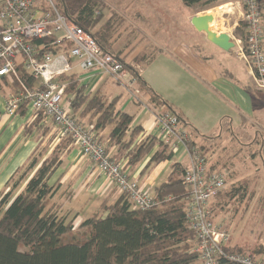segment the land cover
Listing matches in <instances>:
<instances>
[{"label":"trees","instance_id":"trees-1","mask_svg":"<svg viewBox=\"0 0 264 264\" xmlns=\"http://www.w3.org/2000/svg\"><path fill=\"white\" fill-rule=\"evenodd\" d=\"M53 1L62 14L89 32L103 51L123 63L139 89L148 90L151 105L163 106L164 111L176 114L165 99L147 87L138 70L125 61L126 55L111 51L114 31L110 20L94 30L102 18L97 0ZM181 1L188 7L201 5L204 8L220 0ZM258 2L264 13V0ZM235 34L245 40L242 20L237 23ZM43 41L33 40L36 44ZM56 50L52 49L53 52ZM17 72L20 79L31 87L32 77L21 68ZM77 76L74 72L59 76L66 81L64 96L69 113L104 145L107 153L111 147L115 148L116 155H110L111 159L119 161L126 171L127 167L135 166L148 155L154 144H158V148L149 155L148 163L171 161V170L165 180L153 187L154 205L150 208H134L127 195L119 193L112 202H101L102 213H93L79 222L77 226L86 228L81 239L72 237L64 240L76 228L75 218L66 221L49 206L58 187L57 182L50 183L49 180L61 166L62 155L72 142L63 137L50 152L44 154L38 151V144L26 163L11 175L8 190L0 193V264H200L198 254L185 243L188 237H193L184 211L188 188L182 175L186 165L173 160L172 151L159 136L147 135L140 139L141 127L131 125L133 114L116 107L117 97L108 98L99 91H85ZM23 109L24 106H21L18 112ZM176 115L182 123V118ZM33 117L34 124L41 122V114L33 113ZM107 127L109 132L103 143L99 133ZM46 129L43 128L42 132ZM188 143L203 155V145H198L193 139H189ZM245 186L231 187L228 195L238 194L243 199ZM210 205L214 213L223 207V203L216 200ZM225 250L248 255L252 259L264 254V249L247 253L238 245H228ZM220 263L235 264L225 259H221Z\"/></svg>","mask_w":264,"mask_h":264},{"label":"crops","instance_id":"crops-1","mask_svg":"<svg viewBox=\"0 0 264 264\" xmlns=\"http://www.w3.org/2000/svg\"><path fill=\"white\" fill-rule=\"evenodd\" d=\"M201 14L203 11L193 15ZM188 26L193 30L188 44L175 39L171 50L145 41L132 45L128 54H121L126 55L127 63L131 64L134 60L143 63L139 76L182 118L181 132L188 133L197 144L205 146L213 140L247 138L252 142L259 138L263 144L264 92L256 88L250 66L237 56L235 47L224 51L209 42L204 33L196 31L190 21ZM184 34V30L180 31V35ZM205 48L211 53L229 52L233 60L225 59L223 64L219 63V70H212L199 57ZM210 56L213 57V54ZM73 72L82 79L85 91H99L108 98L117 97L116 107L133 114L131 125L141 127L140 139L147 135L158 136L154 114L163 110V106L150 104L148 90L135 86L138 92L133 97L123 82L96 72L83 73L77 68ZM11 88L0 82V111ZM33 119L32 109L24 106L22 112L13 116L4 115L0 120V193L8 190L11 175L26 163L40 142L49 143L50 152L61 140L57 138L50 120L34 124ZM43 128H47L44 133ZM108 132L109 127L99 133L103 143ZM157 148L158 144H154L148 155L135 166L126 168L128 175L150 194L171 170V161L148 163L149 155ZM258 150L262 155L261 147ZM109 154L116 155L114 147L109 149ZM173 160L188 164L189 157L181 145L173 153ZM49 182H57L58 185L49 206L66 221L75 218L79 222L88 217L86 215L102 213L101 202H112L119 194L116 186L73 143L68 144L62 155V164Z\"/></svg>","mask_w":264,"mask_h":264},{"label":"built area","instance_id":"built-area-1","mask_svg":"<svg viewBox=\"0 0 264 264\" xmlns=\"http://www.w3.org/2000/svg\"><path fill=\"white\" fill-rule=\"evenodd\" d=\"M239 6L246 36L245 40L232 39L236 54L248 63L256 88L264 92V13L258 0H240ZM39 39L44 41L33 42ZM18 68L32 77L31 87L20 79ZM75 68L123 82L136 97V80L123 63L103 51L89 32L59 11L53 0H0V82L12 87L5 97L0 120L4 115H15L21 106L30 107L33 113L41 114V123H53L58 139L69 138L119 193L127 195L132 207L150 208L154 205L152 195L128 175L119 161L111 159L92 133L71 117L64 96L66 81L59 76ZM77 79L82 81L79 75ZM154 117L160 139L174 151L181 145L189 157L182 175L188 188L184 211L200 264H221V259L235 264H264V257L252 259L227 252L230 235L211 220L209 201L225 188L226 171L209 169L205 157L195 146H189L187 133L181 132L176 114L159 110Z\"/></svg>","mask_w":264,"mask_h":264},{"label":"rangeland","instance_id":"rangeland-1","mask_svg":"<svg viewBox=\"0 0 264 264\" xmlns=\"http://www.w3.org/2000/svg\"><path fill=\"white\" fill-rule=\"evenodd\" d=\"M97 2L98 12L102 18L94 30L109 19L114 31L111 51L120 54L128 53L132 45L145 41L150 45L158 43L171 50L173 49L171 43L175 39L188 44L193 31L188 26L189 19L191 15L200 11L213 15L212 30L228 33L232 39L238 38L235 32L237 23L241 21L240 0H220L204 8L201 5L188 7L181 0H97ZM182 30L185 31L184 35H180ZM262 43L264 47V29ZM199 57L212 70H219L221 68L219 63L223 64L225 59L233 60L229 52L211 53L206 48L201 51ZM130 65L139 71L143 63L134 60ZM114 86L118 87L117 84ZM187 136L188 139H192L188 133ZM235 140H213L205 145L202 151L209 169L226 171L225 188L209 201L211 220L228 231L229 245L241 246L248 253L254 249H264V139L263 144L259 138L253 142L250 138ZM168 146L172 153L176 151ZM38 147V151L44 154L49 149V143L40 142ZM258 147H261L262 155ZM240 185H246L243 199H240L238 194L230 197L228 193L230 194L231 187ZM214 200L223 203V207L216 213L210 209V204ZM79 222H74L76 228L71 230L64 240L72 237L78 240L85 235L86 228L77 226ZM193 238L194 235L185 240L192 251ZM263 257L264 254L258 255L255 259Z\"/></svg>","mask_w":264,"mask_h":264},{"label":"water","instance_id":"water-1","mask_svg":"<svg viewBox=\"0 0 264 264\" xmlns=\"http://www.w3.org/2000/svg\"><path fill=\"white\" fill-rule=\"evenodd\" d=\"M189 21L196 31L204 33L206 39L220 49L229 51L234 47L232 37L228 33L212 30L214 22L212 14L192 15Z\"/></svg>","mask_w":264,"mask_h":264},{"label":"bare ground","instance_id":"bare-ground-1","mask_svg":"<svg viewBox=\"0 0 264 264\" xmlns=\"http://www.w3.org/2000/svg\"><path fill=\"white\" fill-rule=\"evenodd\" d=\"M211 10V9H210ZM207 14V13H206Z\"/></svg>","mask_w":264,"mask_h":264}]
</instances>
